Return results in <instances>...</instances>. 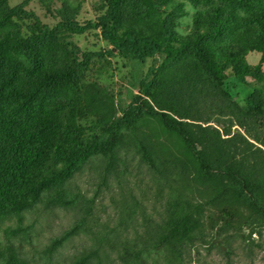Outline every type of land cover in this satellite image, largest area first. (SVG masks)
<instances>
[{
    "label": "rangeland",
    "instance_id": "1",
    "mask_svg": "<svg viewBox=\"0 0 264 264\" xmlns=\"http://www.w3.org/2000/svg\"><path fill=\"white\" fill-rule=\"evenodd\" d=\"M110 12V0H0V71L12 69L15 87L37 91L29 118L64 128L48 145L54 150L46 167L58 165L69 150L86 154L40 203L0 217L4 258L16 264H178L146 243L168 205L199 217L206 235L179 264H264V79L246 74L258 65L264 73L261 30L251 18L264 13V0H122L119 44L106 40L99 26H115ZM212 18L228 23L204 44L210 60L224 68L222 84L193 50L173 42ZM136 39H156L176 51L171 59L158 52L136 56L124 43ZM235 54L242 61L231 66ZM58 72L63 82H44ZM253 92L261 112L251 104ZM151 113L251 142L262 151L250 159L260 188L242 191L219 179L191 189L156 181L138 145L149 157L166 158L171 143ZM130 121L135 140L125 143L111 167L109 133ZM241 152L232 155L239 159Z\"/></svg>",
    "mask_w": 264,
    "mask_h": 264
},
{
    "label": "trees",
    "instance_id": "2",
    "mask_svg": "<svg viewBox=\"0 0 264 264\" xmlns=\"http://www.w3.org/2000/svg\"><path fill=\"white\" fill-rule=\"evenodd\" d=\"M121 1L110 0L111 12L108 19L112 20L115 26L110 28L108 21L99 25L103 28L104 38L114 44L120 43L116 27L121 21L117 13ZM219 16L220 10L216 9L214 17ZM251 18L261 30V62L264 63V13L252 15ZM211 20L206 27L198 26L195 33L185 40L173 42L179 43L181 50H193L203 60L205 69L212 73L219 84H222L224 68H221L219 63L216 64L210 60L204 44L222 34L228 27V23L225 20L217 21L213 18ZM74 33L80 34L81 32L75 31ZM124 43L130 45V51L136 56L158 52L166 55L167 59H171L176 51L168 47L171 45L163 48L156 39H145L142 42L136 39L134 43L126 40ZM241 61L240 55H233L232 61L230 57L231 66ZM8 71L10 73L6 74ZM8 71L3 68L0 71V217L8 216V214L19 215L31 209L36 203H40L42 193L52 186L63 184L70 174L69 168L86 155L69 150L65 156L59 157L58 165L52 168L46 167L50 161L48 153L54 150L48 145L54 143L52 138L57 131L60 130L63 134L64 128H60V125L49 119L36 121L28 117L27 111H30L37 97V91L15 87L12 83L16 79V74L12 73V69ZM246 72L253 77L264 79L260 65L250 67ZM64 79L63 74L58 72L48 74L44 82L51 84L63 82ZM250 100L257 112L263 111L262 102L259 101L256 92H253ZM150 116L163 126L165 135L171 143L169 156L166 158L160 155L149 157L142 150V146L138 145L141 160L155 172L156 181L168 183L170 187L180 183L191 189L195 186L203 187L202 185L213 184L219 179L221 183H224V187L227 181L238 183L242 191L245 187L260 188L258 184L260 181L253 177L251 171L252 167H256V163L250 164V159L256 158L262 151L255 148L251 142L242 141L237 137H225L219 135L217 131L208 132L203 127L201 131H194L187 124L168 119L164 115L160 117L151 113ZM133 124L134 122L130 121L122 125L118 124L111 129L109 133L110 152L107 157L111 167L117 160H120L119 150L127 146L125 143L135 140ZM123 129L130 133L129 140L125 138L127 133L123 135ZM238 148H241L242 152L239 159H236L232 152H236ZM182 158L185 162L181 161ZM66 162H68L67 169L63 167ZM53 200L61 201L60 197ZM226 201L230 206L229 198ZM174 208V206H165L160 215V222L155 223L153 228L147 231L146 243H151L154 250L165 255L169 262L179 264L186 258L188 251L206 235L202 231L199 217L192 216L190 212L180 215L173 211ZM132 211L134 212V209ZM4 257V252L0 249V261L5 264L18 262L17 259Z\"/></svg>",
    "mask_w": 264,
    "mask_h": 264
}]
</instances>
